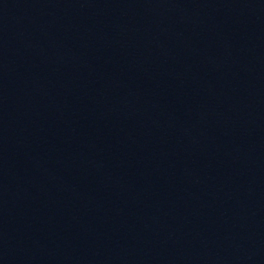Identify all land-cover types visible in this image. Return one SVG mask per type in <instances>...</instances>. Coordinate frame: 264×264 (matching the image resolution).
Instances as JSON below:
<instances>
[{"label":"water","instance_id":"1","mask_svg":"<svg viewBox=\"0 0 264 264\" xmlns=\"http://www.w3.org/2000/svg\"><path fill=\"white\" fill-rule=\"evenodd\" d=\"M0 264H264V0H0Z\"/></svg>","mask_w":264,"mask_h":264}]
</instances>
